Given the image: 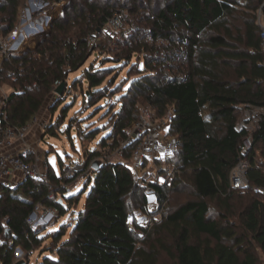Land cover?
I'll list each match as a JSON object with an SVG mask.
<instances>
[{"label": "trees", "instance_id": "16d2710c", "mask_svg": "<svg viewBox=\"0 0 264 264\" xmlns=\"http://www.w3.org/2000/svg\"><path fill=\"white\" fill-rule=\"evenodd\" d=\"M44 1L64 2L62 16L35 50L12 55L0 69V85L11 89L8 122L30 124L53 96L56 82L66 85L64 95L57 98L58 107L73 90L80 87L83 92L84 82L89 94L82 95L88 103L95 105L107 97L110 88L103 85L115 68L83 67L93 53L99 55L97 62L103 61V49L113 41L103 28L114 12L125 8L130 13L125 20L129 38L123 41L117 62L131 63L134 56L144 55L148 70L133 80L120 100L121 109L111 112L110 134L88 154L84 168L90 169L102 150L116 152L146 106L158 119L174 113L170 133L179 138V150L157 164L161 174L175 177L162 187L138 179L129 167L136 146L132 142L122 159H105L99 171L90 169L80 194L68 196L67 184L74 179L57 176L51 166L48 183L32 178L5 187L0 190V264H15L18 248L29 264L42 247L49 226L33 228L30 217L37 206L55 210L52 222L57 224L85 194L71 232L62 225L52 233L53 245L43 250L52 255L44 257L43 264H162L165 256V264H264V195L256 191L264 189L259 154L264 150V123L249 157L250 187L232 190L230 180L247 137L236 129L240 108L264 106V53L257 24L264 0ZM28 2L0 0L2 38L16 28ZM92 35L97 38L93 49ZM158 40H178L177 55L171 54V60L162 57ZM38 41L31 38L28 45ZM80 70L81 76L69 85L71 74ZM74 102L62 110L63 121L50 123L43 137L58 138V126ZM70 131L71 126L66 132L72 140ZM98 131L87 133L88 138L95 140ZM148 187L161 206L160 221L150 211L154 199L146 193ZM182 191H189V199L173 207L170 196ZM147 216L153 219L145 228L142 220Z\"/></svg>", "mask_w": 264, "mask_h": 264}, {"label": "built area", "instance_id": "2783aa9c", "mask_svg": "<svg viewBox=\"0 0 264 264\" xmlns=\"http://www.w3.org/2000/svg\"><path fill=\"white\" fill-rule=\"evenodd\" d=\"M40 2L41 4L37 6L38 8L35 9L36 11L32 8L23 9L16 28L6 38L0 36V69L7 58H10L12 55H20L25 51V49L21 48L19 45V39L21 31L23 30V25L21 23L27 19L29 16L28 14L35 16V14L38 15L52 11L54 8L58 10H64L65 8L64 2L58 3L44 0H40ZM129 14V11L125 8L114 12L104 26L103 33L109 37L124 28L126 24L125 20L129 18ZM257 17L261 49L264 53V3L258 9ZM96 41L97 38H95V35H92L89 42L90 48L93 49ZM162 42V46L158 45L160 47V54L166 60H171V54L172 56L177 55L175 49L180 45V42L178 40H162ZM35 49L36 48L32 50ZM262 65L264 66V62ZM67 71H70V69ZM61 85L60 82L54 84V98L60 97L56 91ZM9 95L10 94L6 93L0 85V190H3L5 187L14 188L17 184L32 178L48 183L50 165L46 164L44 167L40 166V158L37 155L38 153L36 152L35 145L29 142V135L35 127H40L42 132L45 133L49 127V123L46 124L41 122L39 117L36 116L28 125L13 126L8 122L7 104ZM241 109L242 117L236 129L239 132L245 131L247 137L242 145L239 164L232 171L230 176L231 189L238 191H243L250 187L248 171L251 167V163L249 157L254 149V136L260 131L264 123V106L245 104L241 106L240 110ZM139 118L140 119L133 123L125 132L127 134V139L120 142L121 145L116 150V153L119 155V158L122 159L125 147H127L129 143L136 142L130 161L133 174L140 180H146L147 182L157 184L161 187L164 185H171L175 173L163 176L157 163L167 157L174 156L179 150V138L172 136L170 133L175 119L174 113L172 110L168 111L164 116L158 119L153 116V112L148 107L142 110ZM107 153V151H105V153L103 152V155L97 159L102 161L109 159L110 156ZM89 168L93 170L91 165ZM150 168H152L153 171L150 170ZM149 173L152 175H149ZM256 191L264 193V189L261 188L256 189ZM146 193L154 199L153 203L150 204V211L159 215L161 206L153 189L148 187ZM56 214L57 212L55 210H45L42 206H37L30 218L31 222L34 221L35 226L39 227V224L45 223L46 217L49 215L50 217L56 216ZM145 220H147V222L144 225ZM151 221L149 216L144 217L142 226L147 228ZM130 228L134 230L132 225ZM16 251L17 254H19L17 255L18 261L22 258V256H20L21 250L18 248Z\"/></svg>", "mask_w": 264, "mask_h": 264}, {"label": "rangeland", "instance_id": "374dc122", "mask_svg": "<svg viewBox=\"0 0 264 264\" xmlns=\"http://www.w3.org/2000/svg\"><path fill=\"white\" fill-rule=\"evenodd\" d=\"M29 4V2H28ZM28 7V6H27ZM35 10V9H34ZM57 8H54V11H56ZM63 9H59V11L55 12L52 10L50 15L57 14L64 12ZM36 11V10H35ZM44 16V15H43ZM62 16V15H61ZM45 17V16H44ZM58 17V16H56ZM55 17V18H56ZM38 31L37 32H31L29 29L26 28L23 24V29L21 31L20 41L19 45L22 46L25 43L26 50L29 49L28 42L30 38H32V35L38 36V43L36 44L37 47L43 43L44 38L48 36V34L51 31V23L46 22V20H43V22L37 21ZM22 24V23H21ZM145 28L143 32H147L149 29L147 26H143ZM135 31V29H133ZM129 27L126 26L113 34V36H109L113 41H111L107 46V49H103L104 55L100 56V59L103 60L102 62H97L99 55L97 53H93V57L89 60V62L85 65L83 68H89L91 65L95 64L97 67H104L106 69L115 68L114 73L108 77V80L105 82V85H103L105 88L109 89V95L105 97L103 100L98 102L95 105H92L93 103H88L87 100H85L84 91L89 94V86L87 82L83 83V92L80 89V87L76 90H73L71 94H67L65 96V100L63 102V105L61 107H58L59 102L57 101V98H54L53 96L50 97L46 105L44 106L41 113L38 115L39 120L43 123H58L59 121L62 122L61 116H62V110L67 107L70 104H73L74 98L77 95L76 103L72 110L67 114V118L65 119V122L60 127L58 126V138L57 137H51L49 135L44 136V133L40 129V127H35L33 131H31V134L29 135V142H32L36 147V152L38 153V157L40 158V166L44 167L46 164H49L52 169H54L57 176H63L67 179H74L73 182L70 184H67L68 188V196L80 194L82 190L86 187L87 183V174L90 172V169L85 170L84 164L88 160V154L93 153L96 151V149L99 148V142L108 137L110 134L109 124H110V118H111V112L113 110H119L121 109V98L123 95L127 94L128 89L132 86L131 83L133 80L138 78L139 74H144V72H147L148 69H145V56H134L131 63H118L117 62V54L120 53L123 49V41H126L129 37L128 35ZM35 38V37H34ZM151 41V40H149ZM160 41V40H159ZM155 43L156 47L158 45L162 46L163 42L162 40L160 42ZM105 42V41H104ZM106 45V44H105ZM34 47V46H32ZM36 47V48H37ZM111 50V51H110ZM100 61V60H99ZM102 65V66H101ZM185 67V66H184ZM82 74V71H78L77 73L71 74L69 85H72V83L78 79ZM111 81H114L113 87L111 86ZM2 89L8 94L11 93V89H9L7 86H2ZM112 91V92H110ZM148 107L144 106L143 109H147ZM142 109V110H143ZM57 110V111H56ZM141 110V112H142ZM56 111V112H54ZM242 114V109L240 110V115ZM242 117V115H241ZM241 120V119H240ZM240 120L237 125H239ZM70 136L72 137V140H70L67 130L70 129ZM60 127V128H59ZM99 129L98 136L95 140L89 139V135L87 133ZM104 153L105 151L102 150ZM108 155L111 159L117 160L120 159L119 155L116 152H113L112 155L109 154L110 152L107 151ZM259 154H261V161L264 162V150L259 149ZM35 156V155H34ZM100 160V159H99ZM129 167H131V164L129 163ZM169 168V167H167ZM171 168V167H170ZM150 170L153 171L152 168ZM149 175H152L149 173ZM169 175V174H168ZM164 176V174H163ZM93 179H95V176H93ZM261 193V192H260ZM264 195V193H261ZM172 206L176 207L179 206L181 202L186 201L189 199V191L188 192H178L177 194H172L170 196ZM86 194L81 198L78 205L73 206L65 217H63L59 223L54 224L52 221L55 219V216L46 217V221L44 224H39L40 226H49L47 229H45L43 233L44 243L42 247L38 250H36L32 256L30 257L29 264H43L44 257L51 256L52 254L45 252V248H50L53 245V237L52 233L54 231H58L62 225H66L68 227V232L70 233L72 230V226L76 224V218L78 213L82 210L85 200ZM58 200L61 202L62 199L59 196ZM63 203V201H62ZM67 203V202H66ZM153 203V202H152ZM68 204V203H67ZM212 207H216V204H213ZM152 220L153 217L149 216ZM144 219V218H143ZM156 221H160L162 219V212L160 209L159 215L155 216ZM147 220L144 221V225L146 224ZM33 228H37L35 226L34 221ZM143 224V222H142ZM39 226V227H40ZM18 250V249H17ZM21 250V249H20ZM17 251L15 254V258L17 257ZM22 258L25 259V253L21 250ZM162 264L168 263V259L165 256L161 260Z\"/></svg>", "mask_w": 264, "mask_h": 264}, {"label": "crops", "instance_id": "0c3cea01", "mask_svg": "<svg viewBox=\"0 0 264 264\" xmlns=\"http://www.w3.org/2000/svg\"><path fill=\"white\" fill-rule=\"evenodd\" d=\"M41 4V2H40V0H29V5H28V9L29 8H32V9H36V8H38L37 6H39ZM54 11V10H53ZM57 11V10H56ZM56 11H54V13L56 12ZM59 11V10H58ZM57 11V12H58ZM63 11V10H62ZM52 11H49V12H47V13H43V14H35V16H32L31 14H28L29 16L27 17V19L24 21V22H22V25L24 24L25 25V27L27 28H30L29 30L31 31V32H37L38 30V26H37V21H40V22H43V20H46V22H50L51 23V25H52V22L53 21H55V20H57V19H59V17L62 15V13H59V15H57L58 17H56L55 16V14L54 15H50V13H51ZM58 14V13H57ZM45 17H44V16ZM56 17V18H55ZM23 29H25L24 27H23ZM38 38V36L37 35H32V38ZM36 38V39H37ZM31 39V38H30ZM29 40V39H28ZM27 43H25L24 45H22L21 46V48H23V49H25V51H26V48H25V45H26ZM37 47V45H35L34 47H29V49H34V48H36Z\"/></svg>", "mask_w": 264, "mask_h": 264}, {"label": "water", "instance_id": "95a60500", "mask_svg": "<svg viewBox=\"0 0 264 264\" xmlns=\"http://www.w3.org/2000/svg\"><path fill=\"white\" fill-rule=\"evenodd\" d=\"M54 22V21H53ZM53 22H52V25L53 26ZM65 90H66V85L65 84H62L58 89H57V94L62 97V95H64L65 93ZM104 165V162L102 160H99V159H96V161H93L91 163V168H93L94 172H97L99 171L102 166ZM62 203V201H61ZM15 264H27L26 261L24 259H19Z\"/></svg>", "mask_w": 264, "mask_h": 264}, {"label": "bare ground", "instance_id": "6f19581e", "mask_svg": "<svg viewBox=\"0 0 264 264\" xmlns=\"http://www.w3.org/2000/svg\"><path fill=\"white\" fill-rule=\"evenodd\" d=\"M57 11H58V9H57Z\"/></svg>", "mask_w": 264, "mask_h": 264}]
</instances>
